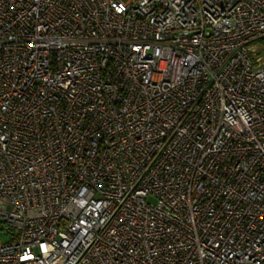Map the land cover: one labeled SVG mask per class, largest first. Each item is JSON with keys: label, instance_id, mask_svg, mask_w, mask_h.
Instances as JSON below:
<instances>
[{"label": "built area", "instance_id": "obj_1", "mask_svg": "<svg viewBox=\"0 0 264 264\" xmlns=\"http://www.w3.org/2000/svg\"><path fill=\"white\" fill-rule=\"evenodd\" d=\"M264 0H0V264H264Z\"/></svg>", "mask_w": 264, "mask_h": 264}, {"label": "rangeland", "instance_id": "obj_2", "mask_svg": "<svg viewBox=\"0 0 264 264\" xmlns=\"http://www.w3.org/2000/svg\"><path fill=\"white\" fill-rule=\"evenodd\" d=\"M8 237L9 235L5 234V235H0V242L5 243L8 241Z\"/></svg>", "mask_w": 264, "mask_h": 264}, {"label": "trees", "instance_id": "obj_3", "mask_svg": "<svg viewBox=\"0 0 264 264\" xmlns=\"http://www.w3.org/2000/svg\"><path fill=\"white\" fill-rule=\"evenodd\" d=\"M262 45H264V41H261Z\"/></svg>", "mask_w": 264, "mask_h": 264}]
</instances>
